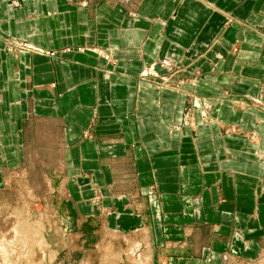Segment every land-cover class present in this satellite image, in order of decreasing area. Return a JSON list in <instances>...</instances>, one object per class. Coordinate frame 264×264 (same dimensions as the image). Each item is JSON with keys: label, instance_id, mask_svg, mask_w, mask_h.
Returning <instances> with one entry per match:
<instances>
[{"label": "crops", "instance_id": "crops-1", "mask_svg": "<svg viewBox=\"0 0 264 264\" xmlns=\"http://www.w3.org/2000/svg\"><path fill=\"white\" fill-rule=\"evenodd\" d=\"M80 1L0 0V139L23 137L21 109L34 108L38 120L52 117L59 129L61 187L78 216L100 217L111 230L115 214L117 232L149 230L153 251H159L155 264H212L221 254L256 259L264 248L261 150H246L244 165L236 164L228 142L233 136L223 140L217 129L240 127L264 145V0H129L137 23L117 11L109 17L107 0H87L84 7ZM61 12L73 31L90 27L94 39H45L44 28H58ZM99 25L102 39H96ZM22 43L37 53L20 51ZM98 43L100 55L88 49ZM62 48L64 54L57 52ZM161 58L202 76L191 91L208 98L217 118L200 124L211 146L201 156L211 164L187 154L186 137L168 135L173 109L165 101L179 99V122L182 93L152 92L135 78ZM245 97L259 98V105ZM152 99L160 112H153ZM13 153L6 149L1 162L14 164ZM175 242L183 243L175 255L160 251Z\"/></svg>", "mask_w": 264, "mask_h": 264}, {"label": "rangeland", "instance_id": "rangeland-1", "mask_svg": "<svg viewBox=\"0 0 264 264\" xmlns=\"http://www.w3.org/2000/svg\"><path fill=\"white\" fill-rule=\"evenodd\" d=\"M107 1L111 2L108 8L109 17L112 10L117 11L119 16L123 15L124 20L128 19L133 23L139 21L138 13L134 7L129 5V0ZM15 3L12 1V5ZM87 4V0L79 2L81 7ZM158 6L156 4L155 7L158 8ZM58 15L56 16L58 17V28L45 27L43 35L45 39H94L90 37H94L92 34L96 32H93L90 27L84 31L79 29L73 31L67 19L68 14L61 12ZM231 16L233 17V15ZM109 17L110 24L112 21L117 22L110 20ZM124 25L126 27L127 23ZM162 25H164V21H162ZM120 26H122L121 23ZM178 26L183 27L182 25ZM97 29L96 39H102L101 25ZM260 31L264 35V30L260 29ZM151 32H153L152 29ZM16 46L20 51L37 53V48L33 45L22 43ZM93 46L90 45L88 49L100 55L99 43L98 46ZM238 47L237 42H233L231 53L235 54ZM64 51L65 49L62 48L57 52L64 54ZM45 52L48 53V51ZM200 77H202L200 73L198 75L197 71L191 72L188 66H176L171 59L161 58L142 67L135 78L139 84L141 81L147 84L152 92L162 93V90H166L167 92L182 93L183 108L182 114L179 115V122L175 120L174 112L179 99L172 98L171 101H165V106L173 109L171 112L169 111L167 117L168 135L175 134L179 135V138L186 137L184 147L187 154L197 155L198 160L205 159L201 162L203 164H211L206 155L201 156V153L211 152L210 140H208L209 131L205 127V130L200 127L203 124L210 125L217 118L212 116L213 107L208 98H196L197 95L191 91L198 84ZM36 94L35 90L29 91L30 98L28 100L30 101L31 97ZM153 96L154 94L151 95V97ZM224 98L219 97V101L222 102ZM2 99L3 97L0 95V103ZM245 99L252 106L259 105V98L245 97ZM154 101L152 99L150 107L153 108V112L158 113L161 108L155 110L156 105L154 104L157 100ZM233 102L237 103L238 101L233 100ZM33 110L34 108L30 107L21 109L22 115L26 118L23 124L25 130L23 137L22 135L19 138L15 137V140L0 139V264H140L139 261L141 259L144 261L146 256L150 260V264H155L159 251L155 250L156 254L153 251L155 249L152 243L154 240L152 235L148 234L149 230H138L129 234L117 232L113 220L115 214L110 217V222H108L113 228L111 230L105 227V223L100 217L80 218L78 216L73 203L70 202L63 190V182L60 177L62 173L58 170L61 168L58 160L60 148L57 146L59 145L57 139L59 129L52 117L48 120L34 118ZM158 120V115H153L154 124L157 125ZM201 122H203L202 125H200ZM182 127L185 129L184 132ZM217 131L223 140L225 136H233L228 142L230 141V149L235 151L236 164L244 165L241 155L246 150L253 148L261 150V152L257 151L256 160L264 164V145L262 146V143L259 142L261 140L254 137L253 133L246 131L243 133L237 126L222 127ZM223 145H225L224 142ZM10 148H12L13 154L16 153V156L13 157L14 164H8L10 158H7L5 164L1 161L5 150ZM17 154L20 155V158L17 157ZM217 162L221 164V167H227L225 158H219ZM76 175L80 177L79 175L82 173H76ZM113 192L117 194L116 189ZM202 236L206 239L211 237L209 233H203ZM3 246L4 250H2ZM180 248H183V243L175 242L174 244L167 243V245L164 243L160 251L175 255L180 251ZM262 249L256 259L252 261L244 262L234 254L231 256L221 254L213 260L212 264H264V248Z\"/></svg>", "mask_w": 264, "mask_h": 264}, {"label": "bare ground", "instance_id": "bare-ground-1", "mask_svg": "<svg viewBox=\"0 0 264 264\" xmlns=\"http://www.w3.org/2000/svg\"><path fill=\"white\" fill-rule=\"evenodd\" d=\"M11 236V235H10ZM1 239V238H0ZM4 245V244H3ZM4 246H3V249H2V247H1V249L2 250H4ZM137 248V247H136ZM3 252V251H2ZM3 257V256H2ZM225 257V256H224ZM149 258V257H148ZM139 260V259H138ZM226 261V260H225ZM139 263L140 264H150V260L149 259H147V256H146V258H144V261L141 259L140 261H139Z\"/></svg>", "mask_w": 264, "mask_h": 264}]
</instances>
